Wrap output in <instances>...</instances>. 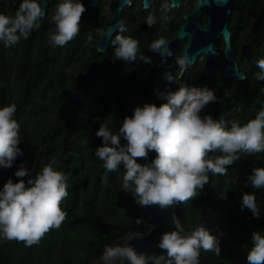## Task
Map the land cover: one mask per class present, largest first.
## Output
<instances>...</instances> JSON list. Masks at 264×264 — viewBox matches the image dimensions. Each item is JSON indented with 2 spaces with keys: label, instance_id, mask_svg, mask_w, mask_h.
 Wrapping results in <instances>:
<instances>
[{
  "label": "trees",
  "instance_id": "1",
  "mask_svg": "<svg viewBox=\"0 0 264 264\" xmlns=\"http://www.w3.org/2000/svg\"><path fill=\"white\" fill-rule=\"evenodd\" d=\"M48 33L41 27L16 46L5 48L0 44V107L17 104L22 137L19 147L23 151L11 168L0 167V189L9 178L19 182L14 173L21 163H27L34 178L55 157L60 162L58 168L69 174V196L62 205L67 217L59 229L50 230L31 248L15 240L0 242V264H93L104 247L126 236L139 218L135 198L121 190L123 166L119 173L109 174L106 184L103 182V162L95 156L103 138L96 132L105 123L117 131L136 107L157 104L156 89L162 90L164 68L161 62L147 68L141 61V67L127 69L121 60L117 65L106 59L84 90L77 76L98 61L96 46L85 47L88 36L81 35L79 40L74 38L76 43L70 41L65 47L53 49ZM143 54L159 57L152 52ZM219 77L216 84L205 70L191 67L180 83L215 91L217 101L210 102L202 115L237 119L242 124L254 119L264 108V82H238L234 93L229 94L234 83L225 78L223 68ZM67 90L79 93L81 102L66 105L63 96ZM156 155L153 151L147 160L138 158V162L150 163ZM255 167H264V153L241 157L229 166L227 176L210 174V182L200 195L178 205L181 223L191 229L202 205L208 202L231 246L230 253L221 252L220 256L202 253L201 264H247L252 233L264 231V189L257 191L259 219L248 209L242 211L240 205L243 192L254 191L245 183ZM23 179L27 182L29 177Z\"/></svg>",
  "mask_w": 264,
  "mask_h": 264
},
{
  "label": "clouds",
  "instance_id": "2",
  "mask_svg": "<svg viewBox=\"0 0 264 264\" xmlns=\"http://www.w3.org/2000/svg\"><path fill=\"white\" fill-rule=\"evenodd\" d=\"M208 3L209 0H200L201 5ZM216 3L222 7L227 0H216ZM175 6L174 0L163 5L166 11ZM85 11L83 0H58L49 21L55 24V30L47 35L51 48L65 47L79 35ZM47 15L45 0H22L14 14L0 13V44L9 48L27 40L34 30L41 28ZM168 19L167 15L162 17L164 22ZM146 22L152 27L156 23L155 15L149 14ZM113 30L112 26L105 31H96L107 37ZM115 30L116 35L111 38L114 59L129 63L138 59L144 63L152 62L150 57L140 54L137 39L124 35L128 31L127 25L121 22ZM94 40L95 36L90 32L86 46H91ZM169 45L170 41L160 36L152 41L150 51L166 61L174 55ZM175 63L179 72L177 75L168 72L169 83L177 82V76L182 78L193 65L187 53L177 56ZM255 63L259 69L255 80L264 82V58ZM156 97L166 102L160 106L145 103L136 107L134 114L126 117L117 131L105 123L96 132L97 137L103 138L102 146L95 151L105 169L103 182L106 184L109 174L119 173L123 166L121 190L131 191L138 205H159L161 209H167L185 203L204 191L210 182V174L227 176L229 166L241 157L264 153V108L254 119L242 124L237 119L217 120L212 115L201 114L210 102L218 99L215 91L207 86L180 83L177 91L170 87L157 88ZM16 114V103L0 107L2 168H11L17 157L23 155L19 147L21 122ZM153 151L157 155L150 163L138 162V158L147 160ZM59 163L53 157L33 178L32 171L23 162L14 173L20 178L19 182L9 178L0 189V242L15 240L31 248L50 230L61 227L67 217L62 205L69 196V174L58 168ZM24 177H29L27 182ZM247 186L254 191L243 192L241 210L248 209L259 219L261 209L257 204V191L264 189V167L253 169L245 183ZM135 223L140 224L142 220L137 218ZM173 223L178 227L164 233L158 243L166 255L138 252L131 242L116 243L104 247L97 264H201L202 253L220 256L221 240L205 224L185 229L175 215ZM129 238L130 233L123 240L129 241ZM138 238H142L141 233L131 236V239ZM251 241L247 264H264V231H254Z\"/></svg>",
  "mask_w": 264,
  "mask_h": 264
},
{
  "label": "flooded vegetation",
  "instance_id": "3",
  "mask_svg": "<svg viewBox=\"0 0 264 264\" xmlns=\"http://www.w3.org/2000/svg\"><path fill=\"white\" fill-rule=\"evenodd\" d=\"M145 1L129 0L119 13V0H83L86 11L81 18L80 33L75 38L79 40L81 35L84 37V35L88 36L90 32L93 33L95 42L97 43L93 42L91 46H86L85 43V47L93 48V46H96L97 52L100 54L98 61L94 60L88 70L94 64H96V70L99 67L101 68L106 59L117 65L120 64L119 59H114L115 49L111 44V39L109 40V46L106 52L99 51V44L104 37L100 36L96 30L105 31L123 22L128 27V31L124 35L132 36L139 41L140 54L146 52L150 54V44L160 36L166 37L170 41L169 47L176 53L172 66L169 69L174 75L179 72L178 66L175 63L176 58L184 54L185 49L190 43L204 47L211 42L213 50L218 55L212 58L201 54L191 67L205 70V74L216 81V84H219L220 77H217L220 76L221 69L223 68L224 72V69L229 64L225 53L226 43L223 35L220 34L218 36L220 30L219 24L225 21L227 29L230 32L232 59L237 64L239 71L245 74L244 80L242 81L236 77L228 78L234 83L231 85L229 94L234 93L236 83H248L255 80V74L259 72L255 62L258 59L264 58V0H228V3L222 7L215 4L213 0H210V4L201 8L199 11L200 0H179V4L170 11H166L163 7L169 0H149L148 6L145 5ZM21 2L22 0H15V2L14 0H0V13L14 14ZM57 2L58 0H45V10L48 12V15L41 22V27L45 31L55 30V24L49 23V21L51 15L54 14ZM227 11L229 13L226 16ZM149 14H154L156 18V23L152 27H149L146 22ZM165 15L169 17L167 22L162 20V17ZM210 26L212 30L207 32L206 30ZM35 31L37 30L33 32ZM181 31H185L190 35L178 41V36ZM211 34L214 40L210 38ZM115 35L116 30L111 38H114ZM72 42L76 43L74 39ZM74 59L75 56L72 57V60ZM151 61V63H146L147 68L153 67L155 62H161L163 67L164 59L160 55L158 58L153 56ZM123 62L127 64V69L141 67V60L139 59L131 63L127 61ZM208 63L212 65L209 72H207ZM87 71L84 74L78 75V79L84 76ZM163 74L161 78L162 90L164 85ZM186 75L187 72L184 73L182 78L177 76V82L171 83L179 85L180 81Z\"/></svg>",
  "mask_w": 264,
  "mask_h": 264
},
{
  "label": "water",
  "instance_id": "4",
  "mask_svg": "<svg viewBox=\"0 0 264 264\" xmlns=\"http://www.w3.org/2000/svg\"><path fill=\"white\" fill-rule=\"evenodd\" d=\"M128 2H129V0H119V3H120L119 13H120L122 7L125 4H127ZM213 2L215 4H217L216 0H213ZM95 3H96V1H95ZM145 3H146L145 5L148 6L149 0H146ZM174 3L176 5H178L179 0H174ZM227 3H228V0H227ZM208 4H210V0H209ZM205 6H206L205 4H202V5L199 4L198 11L201 8H204ZM228 13H229V11L226 12V16L228 15ZM221 24H219L220 30L218 32V36L220 34H223V38H224V41L226 43L225 53H226L227 58L229 60L228 66L224 69L225 77L226 78L236 77L238 80L242 81V80H244L245 74L243 72L239 71L237 64L232 59L231 44H230V32L227 29L225 21H223ZM211 30H212V28L210 26L206 31L210 32ZM114 32H115V27H114V30L108 34L107 37H104L101 40V42L99 44V51L100 52H106L107 47L109 46V40L111 39ZM187 35H190V34L185 32V31H181L179 36H178V41ZM224 35H228V36L225 37ZM210 38L212 40H214V37L212 36V34H211ZM186 53L191 58V62L193 65L195 64L198 56L201 54H205L206 56L212 57V58L215 57L216 55H218V53L213 50V45L211 42L208 43L204 47H199V45H197V44L190 43L184 51V54H186ZM175 55H176V53L174 52V55L171 58V60H170V58H168L163 63V67L165 68V72L163 74V80H164L163 89L170 87V89L172 91H174L178 87V84L169 83L166 79V76L168 74L169 69L172 66V62L175 59ZM161 58H163V57L161 56ZM95 66H96V64H94L93 67L91 69H89L84 76H81L78 79V81L83 84L84 90H86L87 86L89 84H91L93 82L94 78L96 77ZM211 68H212V65H210L208 63L207 64V72H209ZM63 97H64V101H65L66 105L79 104L81 102V97H80L79 93H77L73 90H67L64 93ZM165 102L166 101L159 99L158 106H160L162 103H165ZM126 192L133 196L131 191H126ZM137 207L139 210V218L142 220V223H140V224L135 223L132 226V228L128 231L126 236L130 233L129 241L123 240L124 238H126V236H124L123 238L118 239L112 245H114L116 243L123 244L126 242H131V244L137 249L138 252H145L148 255H152L154 253L156 255H161V254L166 255V253H163V250L159 249L158 243H159V241H160V239L164 233L171 232V231L175 230V227H178V225H175L173 223V215L179 217L178 212H177L178 205L170 206L167 209H161V207L159 205H149V206H143L142 207V206L137 204ZM199 223L205 224L211 230V232L214 235H217L220 238L221 249H222L221 252L222 253H230L232 251L231 246L224 239L223 231L220 228V226H219L217 220L215 219L214 215L212 214L210 204L208 202H205L200 209L196 225ZM135 233H141L142 238L131 239V236L135 235ZM98 260H96L93 264H97Z\"/></svg>",
  "mask_w": 264,
  "mask_h": 264
}]
</instances>
